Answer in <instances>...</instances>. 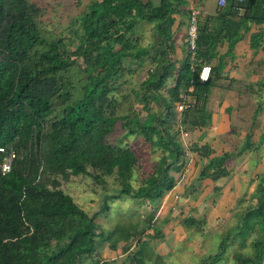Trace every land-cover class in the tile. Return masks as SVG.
I'll return each instance as SVG.
<instances>
[{
    "label": "trees",
    "instance_id": "trees-1",
    "mask_svg": "<svg viewBox=\"0 0 264 264\" xmlns=\"http://www.w3.org/2000/svg\"><path fill=\"white\" fill-rule=\"evenodd\" d=\"M172 11L169 0H92L77 21L78 46L68 52L62 38L47 41L43 36V10L36 3L0 0V163L15 156L8 173L0 166V264H112L97 250L111 242L110 249L116 251L117 239L126 243L128 264H151L144 257L145 242L151 238H143L139 223L105 229L96 219L102 214L108 218L112 202L130 198L150 203L146 215L152 222L158 201L174 188L175 174L192 153L207 160L199 181L217 182L230 175L223 163L211 158L209 145L186 147L181 134L211 123L209 94L223 71L222 62L211 66L217 48L228 43L232 55L251 25L264 23V0H227L215 16L199 18L195 56L189 53L177 75L172 50L156 51L155 42L143 46L137 36L141 22L159 28ZM262 43V33L252 35L253 50ZM80 58L85 82L81 96L72 99L65 74ZM144 61L155 63L141 85L146 116L135 111L118 116V100L112 95L118 81L132 72L130 63ZM205 65L212 69L206 82L200 79ZM153 102L158 111L151 107ZM178 105L185 107L180 118ZM263 110L259 105L255 120ZM119 132L123 134L117 136ZM131 137L159 154L153 171L141 177ZM250 141L248 136L247 149L252 148ZM71 176H90L105 190L112 177L118 188L115 195L105 194L100 210L90 215L62 189V180ZM254 196L257 203L238 211L239 222L222 239L219 252L202 258L201 264H222L230 242L241 237L243 250L255 230L260 239L252 243L254 253L238 249L233 262L264 264V175ZM203 223L192 216L183 220L186 229H199ZM161 236L156 226L152 240Z\"/></svg>",
    "mask_w": 264,
    "mask_h": 264
},
{
    "label": "crops",
    "instance_id": "crops-1",
    "mask_svg": "<svg viewBox=\"0 0 264 264\" xmlns=\"http://www.w3.org/2000/svg\"><path fill=\"white\" fill-rule=\"evenodd\" d=\"M169 1L173 11L159 28L148 22L143 24V21L138 25L137 36L142 39L143 46L148 47L155 42L156 51L172 50L170 57L177 75L181 65L189 58L187 32L191 10L196 9L200 13L199 18H203L215 16L221 7L218 0ZM258 33H262L263 43L258 50H253L251 37ZM221 62L222 75L215 82L207 105L212 113V121L206 127L186 130L187 135L182 137V142L186 147L192 144L209 145L214 151L211 158L223 163L230 175L217 182L211 179L199 181V172L207 160H202L198 154H189L185 161L187 169L183 168L175 174L174 188L162 199L165 214L161 221L156 222L158 229L162 230V236L158 239L174 237L176 242L185 240L180 235L186 228L183 220L191 217L182 215L187 209L195 208L201 212L204 209L203 219L207 227L225 220L237 211L241 200L255 194L264 175V110L255 120L258 106L264 108V23H253L250 31L244 33L234 47L232 55L229 54L228 43L221 44L211 66H219ZM150 63H141L148 65L146 73L151 68ZM248 136L252 145L249 149ZM225 154L229 156L225 158ZM193 186L196 190L192 191ZM216 187L220 189L219 192L215 191ZM150 243L151 239L147 240L145 247L148 248Z\"/></svg>",
    "mask_w": 264,
    "mask_h": 264
},
{
    "label": "rangeland",
    "instance_id": "rangeland-1",
    "mask_svg": "<svg viewBox=\"0 0 264 264\" xmlns=\"http://www.w3.org/2000/svg\"><path fill=\"white\" fill-rule=\"evenodd\" d=\"M31 1L36 3L43 10L41 28L42 34L46 40L49 41L62 38L66 45V50L68 52L73 51L79 43V36L74 35V31L80 27L77 21L87 12V8L92 0ZM143 24H147V22H143ZM147 66L146 64L142 65L138 62L130 63L132 72L124 73L118 81L117 90L112 94L118 100L114 108L116 115L121 116L135 111L146 116L147 112L145 111L144 103L140 100V95L142 94L141 85L147 78ZM154 66L155 63H152L151 68H154ZM83 67V60L80 58L76 61L75 67L72 68L69 73L65 74V77L68 78L72 84V99H77L81 96V89L85 82V76L81 72ZM179 106L180 105L176 107L178 118L181 117ZM151 107L155 111L160 109L155 102L152 103ZM122 134V132H119L116 135L120 136ZM116 135L112 137V140L117 137ZM129 140L140 158L141 164L138 169V176L141 177L144 174L146 175L152 172L155 163L159 159V154H153L147 144H144L141 139L134 140V137H131ZM184 168L187 169L186 163ZM61 183L62 189L70 194L80 207L90 215L100 210L105 200V194L115 195V190L118 188L116 180L112 177L107 178L106 186L104 185V188L107 187V190L103 189V186L97 184L90 176H71L68 181L62 180ZM137 185L138 183L134 182V186ZM243 201L241 206L237 208V211L213 227H207L206 223H203L199 229L198 227L192 229L185 228V230L181 231L180 235V238H185V240L181 242L179 240L177 242L174 241V237L165 240L153 238L152 240L157 226L155 221H161L165 214V210L162 208V199H160L156 205L155 209L157 210L154 215V221L152 222H149V216H147L150 211V203L144 200H132L130 198L112 202L110 204L112 211L109 212L108 218H105L102 214L96 221L100 227L105 229L117 228L118 226L128 228L131 227V224L139 223V230H142L144 234L143 238H151L149 247L147 248L144 246V257L150 260L151 264H201L202 258L219 252V245L222 239L227 236L228 231L234 229L239 222L238 211L254 206L257 203V199L254 195L245 198ZM182 215L198 217L200 220L205 221V219H203L205 215L204 209L202 212L195 208L192 210L187 209ZM138 218H140V220H138ZM202 227L204 228L202 229ZM162 229L166 228L162 226ZM160 231L162 230L160 229ZM236 238L237 240L235 242H230L222 264H235V262H233V255L238 249L242 253L251 256L254 253L252 243L255 240H259L260 235L258 230L251 232L246 239V247L243 250L240 249L239 246V241L242 238L239 236H236ZM115 243L118 248L116 251L111 250L110 245L112 243L107 242L97 250V254L102 259L111 261L112 264H128L126 261L128 255L123 252L124 245L126 244L125 241L117 239ZM162 257L164 259H162Z\"/></svg>",
    "mask_w": 264,
    "mask_h": 264
},
{
    "label": "built area",
    "instance_id": "built-area-1",
    "mask_svg": "<svg viewBox=\"0 0 264 264\" xmlns=\"http://www.w3.org/2000/svg\"><path fill=\"white\" fill-rule=\"evenodd\" d=\"M219 6L222 8L227 4V0H218ZM199 15L200 13L193 9L190 13L189 18V27L187 32V48L189 53L192 55V57L195 56V49H196V41L198 38V23H199ZM212 69L210 66L205 65L203 66L201 72H200V79L204 82L208 81L211 77ZM184 106L180 105L179 110L183 111ZM182 137L186 136L187 133L185 131H182ZM4 149H0V152H3ZM14 154H11L10 157H5L3 162L0 163V166L2 168L3 173H8L11 170L12 167V161L14 158Z\"/></svg>",
    "mask_w": 264,
    "mask_h": 264
},
{
    "label": "water",
    "instance_id": "water-1",
    "mask_svg": "<svg viewBox=\"0 0 264 264\" xmlns=\"http://www.w3.org/2000/svg\"><path fill=\"white\" fill-rule=\"evenodd\" d=\"M182 201H184V199H182Z\"/></svg>",
    "mask_w": 264,
    "mask_h": 264
}]
</instances>
